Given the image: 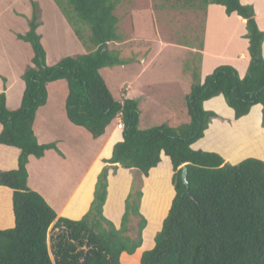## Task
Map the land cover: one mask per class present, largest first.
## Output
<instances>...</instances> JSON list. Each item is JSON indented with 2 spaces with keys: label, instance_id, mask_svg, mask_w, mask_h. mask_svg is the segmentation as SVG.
<instances>
[{
  "label": "trees",
  "instance_id": "1",
  "mask_svg": "<svg viewBox=\"0 0 264 264\" xmlns=\"http://www.w3.org/2000/svg\"><path fill=\"white\" fill-rule=\"evenodd\" d=\"M53 1L78 39L93 49L48 66L38 33L41 10L31 2L29 29L16 34L30 45L33 57L22 74L25 90L15 111L7 108V79L0 74L4 83L0 145L19 151L16 169L0 170V186L13 191L15 217L13 228L0 230V264H122L123 253L133 255L143 244L148 222L141 213V177L149 176L161 163L163 153L171 159L176 195L154 247L142 254L140 264H264V162L248 158L232 165L218 153L192 148L219 117L204 107L219 96L234 111L235 120L261 105L264 125V32L257 25L254 8L241 0H185L197 8L220 5L228 16L244 18L250 63L244 77L234 67L222 65L204 80L195 66L186 95L189 122L178 128L163 124L143 130L137 100L115 98L101 74L105 67L129 63L119 51L108 49L110 43L123 40L116 15L121 0ZM84 28L90 32L88 40ZM63 80L68 88L66 115L73 125L94 139L118 118L124 126L123 141L115 144L98 175L91 207L77 221L58 218L45 198L28 186L29 157L41 159L50 150L62 155L55 143L40 144L33 127L38 110L47 104V85ZM111 165L140 174L126 198L120 228L104 215L109 175L118 169ZM53 230L55 235H50Z\"/></svg>",
  "mask_w": 264,
  "mask_h": 264
},
{
  "label": "crops",
  "instance_id": "2",
  "mask_svg": "<svg viewBox=\"0 0 264 264\" xmlns=\"http://www.w3.org/2000/svg\"><path fill=\"white\" fill-rule=\"evenodd\" d=\"M241 3L254 8L257 25L264 32V0H241ZM197 10H204L206 14L205 39L204 42L201 41L203 44L202 50L193 45L192 50H190L192 52L185 59H182L185 62V71H183L181 78L185 88L182 89L187 91L186 94H188L190 91L188 88H191L192 85L191 71L197 65L199 66L201 80H204L215 68L222 65L234 67L239 75L244 77L250 63L249 40L246 38L247 21L237 14L228 16L225 13V8L220 5H209L206 9L197 8ZM24 16L28 19L31 17V15L28 17L25 14ZM18 43L15 44L19 45ZM20 43L24 42L20 41ZM262 54L264 56V42ZM8 58L16 64L17 72L11 75L0 71V74L7 79L5 92L7 108L10 111H15L21 106L25 90L22 74L29 65H25L22 70L18 61L12 57ZM187 71H190V73ZM18 72H21V75L19 74L20 82L16 83L14 81L18 77ZM160 76L161 74L156 71L151 74L152 78L159 79ZM50 85L51 83L47 85V104L38 110L33 129L40 144L55 143L62 155L50 150L41 159L34 156L29 157L27 166L29 173L28 186L45 198L57 213L58 218L77 221L82 219L89 211L94 199L98 175L106 165L105 161L112 157L115 144L123 141V130L118 128L121 121L118 118L109 125L103 136L91 142V146L73 143L72 132L80 134L79 131L76 132V129H81V127L77 128L67 118L69 122H66V119L62 122L65 129L59 130L58 122L50 107ZM3 86L4 83L0 78V93L4 90ZM156 94L157 92L154 93V95ZM151 97L149 100H151ZM206 105H209V108ZM204 107L206 110L215 112L219 117L209 125L204 138L193 144L192 148L194 150L218 153L224 158L225 162L232 165L248 158H255L264 162V125L262 124L263 107L261 105L254 106L249 115L240 120H235L234 111L227 106L223 96L207 101ZM167 115L171 116L173 114ZM83 137L88 139V136ZM88 150L92 152H90L89 161L86 162L83 159H86ZM82 155L84 158L81 157ZM18 157L19 151L18 154H15L16 167L14 169L18 167ZM161 158V163L150 171L149 176L141 177L143 180L141 213L148 222L143 231V244L133 255L123 253L121 255L122 264H140L142 254L154 247L155 236L162 229L161 225H163L176 195L172 184L174 171L171 159L164 153ZM116 166L118 167L117 172H111L109 175L108 199L104 206V215L117 228H120L119 225L125 212L126 198L130 193L133 181L140 178V174L134 169L111 165V167ZM148 191H150V196H147ZM163 193H165L164 196ZM152 196L155 199V206L158 205L154 208V212H150L146 206V200H151ZM12 197L13 191L11 189L0 186V230L11 229L15 225ZM164 197L168 201V206L163 211L159 205H163L165 209L167 201ZM162 199L164 203L161 202ZM153 221H156L158 225L150 233L149 225ZM148 239H150L149 242Z\"/></svg>",
  "mask_w": 264,
  "mask_h": 264
},
{
  "label": "rangeland",
  "instance_id": "3",
  "mask_svg": "<svg viewBox=\"0 0 264 264\" xmlns=\"http://www.w3.org/2000/svg\"><path fill=\"white\" fill-rule=\"evenodd\" d=\"M32 1L38 3L41 10L42 25L38 28V33L42 37L48 66L57 64L65 57L82 55L93 49L90 44L86 46L78 39L53 0H0V71L2 73L12 75L17 72L16 64L8 57L18 61L22 70L25 65L31 64L33 51L29 44L20 43L16 39V34L26 33L29 29L28 18L24 14L30 17ZM186 1L121 0L117 7L116 15L120 20L118 27L123 40L110 43L108 49L119 51L121 57L127 59L129 63L125 66L105 67L101 70V74L115 98L121 101L137 100L141 112L140 128L143 130L163 124L178 128L189 122L187 91L182 89L184 84L181 78L185 71V62L182 59L192 52L190 50L193 45L200 48L201 41L204 42L206 14L204 10H197L196 6H191L193 4L190 5ZM83 33L88 40L89 30L84 28ZM153 71L161 74L159 79L151 77ZM145 73L147 74L144 75ZM19 74L21 75V72H18V77L14 81L16 83L20 82ZM66 84L65 80L57 81L51 83L49 87L50 107L61 131L65 129L62 122L65 119L69 122L65 114L68 95ZM15 87L17 88L16 85ZM206 107L209 108V105ZM170 113L173 115H167ZM1 130L0 125V133ZM76 130L80 134L72 132L73 143L91 146L94 138L83 128ZM83 136H88V139ZM90 152L92 151L88 150L86 159H83L86 162L89 161ZM15 154H18L15 148L0 145L1 170H14ZM149 192L147 196H150ZM164 199L166 200V197ZM154 200L153 196L151 200H146L150 212H154V208L158 206H155ZM161 202L164 203V200L162 199ZM159 206L163 211L166 210L168 201L165 209L163 205ZM157 225V222L153 221L149 225V232L157 228ZM56 231H51L50 235H55Z\"/></svg>",
  "mask_w": 264,
  "mask_h": 264
},
{
  "label": "built area",
  "instance_id": "4",
  "mask_svg": "<svg viewBox=\"0 0 264 264\" xmlns=\"http://www.w3.org/2000/svg\"><path fill=\"white\" fill-rule=\"evenodd\" d=\"M118 128H119L120 130H123V128H124L123 123H122L121 121H120L119 124H118Z\"/></svg>",
  "mask_w": 264,
  "mask_h": 264
},
{
  "label": "water",
  "instance_id": "5",
  "mask_svg": "<svg viewBox=\"0 0 264 264\" xmlns=\"http://www.w3.org/2000/svg\"><path fill=\"white\" fill-rule=\"evenodd\" d=\"M189 191V189H187V192Z\"/></svg>",
  "mask_w": 264,
  "mask_h": 264
}]
</instances>
